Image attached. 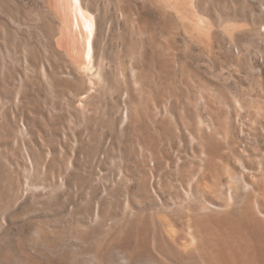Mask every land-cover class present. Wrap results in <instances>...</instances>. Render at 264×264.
I'll return each instance as SVG.
<instances>
[{
    "label": "rangeland",
    "instance_id": "obj_1",
    "mask_svg": "<svg viewBox=\"0 0 264 264\" xmlns=\"http://www.w3.org/2000/svg\"><path fill=\"white\" fill-rule=\"evenodd\" d=\"M156 2L92 0L94 89L46 0L0 1V264H206L242 212L264 264V0H188L197 37Z\"/></svg>",
    "mask_w": 264,
    "mask_h": 264
},
{
    "label": "bare ground",
    "instance_id": "obj_2",
    "mask_svg": "<svg viewBox=\"0 0 264 264\" xmlns=\"http://www.w3.org/2000/svg\"><path fill=\"white\" fill-rule=\"evenodd\" d=\"M0 1L5 11L2 20L5 21V14L8 15L9 13V0ZM156 1L167 12L170 11L171 14L181 20L183 24L190 26L196 37L202 31L203 24L200 17L196 16V18L190 19L192 18L190 16L188 18V0ZM46 3L53 21L52 24H54L52 32H56L58 36L57 46L61 48V54L70 63V65H67L69 74L75 80L87 83L95 89L97 85L104 81V78L106 79V54L102 47L104 45H101V38L110 30L107 28L106 20L104 19V21L100 14L101 11L95 9L92 0H46ZM192 15L194 16V14ZM4 27L6 30L8 29L7 26ZM22 56L26 59L24 54ZM251 218H253L252 215ZM251 218L248 212H242L239 217L221 218L218 221L219 223L217 222V229H214L215 233H211L208 229V235L215 238L217 249L215 253L214 251L213 253L210 252V255L205 258L206 264H255L257 260L253 257L254 247L249 240Z\"/></svg>",
    "mask_w": 264,
    "mask_h": 264
}]
</instances>
